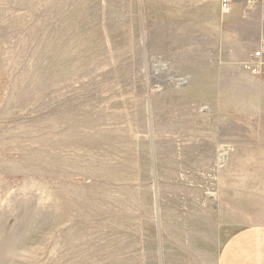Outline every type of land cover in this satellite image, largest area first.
<instances>
[{
	"label": "rangeland",
	"instance_id": "obj_1",
	"mask_svg": "<svg viewBox=\"0 0 264 264\" xmlns=\"http://www.w3.org/2000/svg\"><path fill=\"white\" fill-rule=\"evenodd\" d=\"M216 1L0 0V264H215L264 225V42L241 64Z\"/></svg>",
	"mask_w": 264,
	"mask_h": 264
},
{
	"label": "crops",
	"instance_id": "obj_2",
	"mask_svg": "<svg viewBox=\"0 0 264 264\" xmlns=\"http://www.w3.org/2000/svg\"><path fill=\"white\" fill-rule=\"evenodd\" d=\"M215 3H220L217 0ZM228 10L235 15L226 24L237 25V29H252L251 39H237L236 46H243L241 64L246 61L253 45L264 42V0H229ZM257 88H264V56L255 80ZM215 264H264V225L241 228L232 234L222 245Z\"/></svg>",
	"mask_w": 264,
	"mask_h": 264
},
{
	"label": "built area",
	"instance_id": "obj_3",
	"mask_svg": "<svg viewBox=\"0 0 264 264\" xmlns=\"http://www.w3.org/2000/svg\"><path fill=\"white\" fill-rule=\"evenodd\" d=\"M223 9L228 8V0H223L221 3ZM264 55V43H262L257 49L251 52L250 59L245 63V67L250 69L251 72H258L260 69L261 59Z\"/></svg>",
	"mask_w": 264,
	"mask_h": 264
}]
</instances>
